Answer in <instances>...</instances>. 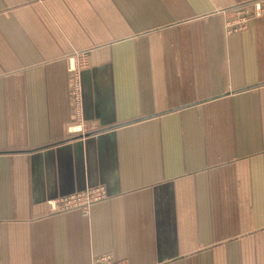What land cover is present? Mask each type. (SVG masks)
I'll return each instance as SVG.
<instances>
[{
  "label": "crops",
  "instance_id": "1",
  "mask_svg": "<svg viewBox=\"0 0 264 264\" xmlns=\"http://www.w3.org/2000/svg\"><path fill=\"white\" fill-rule=\"evenodd\" d=\"M241 4L264 8L0 0V264H264V12L227 34Z\"/></svg>",
  "mask_w": 264,
  "mask_h": 264
},
{
  "label": "built area",
  "instance_id": "2",
  "mask_svg": "<svg viewBox=\"0 0 264 264\" xmlns=\"http://www.w3.org/2000/svg\"><path fill=\"white\" fill-rule=\"evenodd\" d=\"M72 93L76 96L73 102V112L79 121V130L82 129V121H84V96L83 85L80 73L73 80ZM75 135L74 133H72ZM107 198V192L104 187L97 186L84 191L75 192L65 197L55 199L54 207L50 211H62L69 209H79L83 215L88 216L90 208L95 202H100Z\"/></svg>",
  "mask_w": 264,
  "mask_h": 264
},
{
  "label": "rangeland",
  "instance_id": "3",
  "mask_svg": "<svg viewBox=\"0 0 264 264\" xmlns=\"http://www.w3.org/2000/svg\"><path fill=\"white\" fill-rule=\"evenodd\" d=\"M251 4H241V5H235L232 8H230L228 11H226V15L230 17V21L226 23V33L227 34H234V33H240L246 29V25L251 22V20L260 17L263 12L264 8L263 6L261 7L260 10L257 12L253 10V14L251 13L250 9H253L252 6H248ZM77 59V65L73 68V80L75 77L80 73L81 71L88 63H89V57H88V52L86 51H80L73 55ZM75 95L71 93V98H72V104L75 100ZM74 117V124H73V130L72 133L78 134L84 132L83 127H84V121H82V129L79 130V121L76 119V116ZM91 189V188H89ZM96 203V202H95ZM92 208V206H91ZM111 255H106L103 260L99 261V264H118L116 260L111 259Z\"/></svg>",
  "mask_w": 264,
  "mask_h": 264
},
{
  "label": "trees",
  "instance_id": "4",
  "mask_svg": "<svg viewBox=\"0 0 264 264\" xmlns=\"http://www.w3.org/2000/svg\"><path fill=\"white\" fill-rule=\"evenodd\" d=\"M73 85V72H72V78H71V86ZM59 198H61V197H59ZM94 205V204H93ZM92 205V206H93ZM75 209H77V208H75ZM91 209V208H90ZM69 210H72V209H69ZM63 211H67V210H62V211H54V213H58V212H63ZM81 211V210H80ZM50 212H52V211H50Z\"/></svg>",
  "mask_w": 264,
  "mask_h": 264
},
{
  "label": "water",
  "instance_id": "5",
  "mask_svg": "<svg viewBox=\"0 0 264 264\" xmlns=\"http://www.w3.org/2000/svg\"><path fill=\"white\" fill-rule=\"evenodd\" d=\"M86 136H87V137H90V135H86ZM92 141H93V140H89V141H87L88 148H89V151H90V152L93 151V147H91V146L89 145V143H92Z\"/></svg>",
  "mask_w": 264,
  "mask_h": 264
}]
</instances>
